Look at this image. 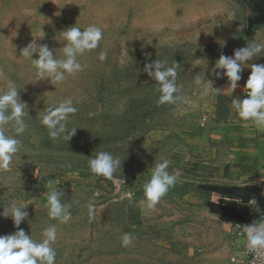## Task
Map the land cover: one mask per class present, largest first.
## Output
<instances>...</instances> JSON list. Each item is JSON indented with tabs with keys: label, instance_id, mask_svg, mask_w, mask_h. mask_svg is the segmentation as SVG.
I'll list each match as a JSON object with an SVG mask.
<instances>
[{
	"label": "rangeland",
	"instance_id": "374dc122",
	"mask_svg": "<svg viewBox=\"0 0 264 264\" xmlns=\"http://www.w3.org/2000/svg\"><path fill=\"white\" fill-rule=\"evenodd\" d=\"M8 5L0 9V89L6 90L9 80L15 82L29 114L26 131L17 137L22 142L19 151L8 170L0 169V212L12 202L27 204L28 217L19 227L36 241L44 238L45 228L55 225V264H188L171 245L208 246L214 229L208 213L168 194L151 208L144 229L131 227L129 215L137 204L139 184L156 163L168 159V171L179 170L173 156L179 148L177 129L188 114L207 106L216 90L204 94L195 77L205 82L208 78L216 88L227 80L211 71L221 54L231 56L247 43H264V27L248 28L250 3L20 0ZM92 24L103 29V38L96 49L78 56L82 71L66 74L61 83L50 78L32 82L36 69L21 55L23 47L35 39L62 58V30ZM43 32L44 38H38ZM102 51L107 52L105 61L99 59ZM256 58L264 61V56ZM155 59L179 64L182 99L175 104L158 103L159 86L143 71L145 63ZM257 60L244 65L242 78ZM66 98L77 108L67 127L77 130L69 140L53 139L41 114ZM7 134L15 135L11 123ZM99 151L123 160L122 172L116 175L125 178V198L111 181L90 171L88 160ZM52 189L63 192L62 203L71 205L67 223L49 217L47 194ZM16 230L10 217H0V235ZM125 233L133 236L127 247L122 246ZM192 259V264H227L211 262L208 256Z\"/></svg>",
	"mask_w": 264,
	"mask_h": 264
},
{
	"label": "clouds",
	"instance_id": "9594fccd",
	"mask_svg": "<svg viewBox=\"0 0 264 264\" xmlns=\"http://www.w3.org/2000/svg\"><path fill=\"white\" fill-rule=\"evenodd\" d=\"M44 36L43 32L37 37L43 39ZM62 37L65 41L62 58H57L48 45L38 44L35 39L21 49V55L31 60L36 69L37 79L32 82L50 78V80L54 79L55 83H61L66 79V74L75 75L82 71L84 65L77 58L99 46L103 38V29L94 24L84 29L73 25L62 30ZM34 53L37 54V58H33ZM261 53H264V43H247L244 47L234 49L231 56L221 54L211 71L217 79L227 78V87L231 95L239 86L244 65L254 57L264 56ZM99 59L105 61L107 52H100ZM178 67L179 64L175 61L169 66L167 60L159 59L145 63L143 71L159 86L161 95L158 103L175 104L182 99V86L177 84ZM250 68L251 72L244 84V88L248 90L246 96L234 98L231 103L241 120L251 121L258 130L264 131V63H251ZM204 76L206 77L205 72ZM194 82L203 85L204 94H207L209 89H216L217 92L221 90L214 88L213 82L208 78L205 82L202 77L196 76ZM18 90L16 83L11 80L7 82L6 90L0 89V169L3 170L10 168L22 143L17 137L28 127L25 122V116L29 114L25 111L28 105L21 100ZM122 108L123 106L121 110ZM76 112L77 108L73 105V100L66 98L58 104L47 107L41 114V123L46 126L53 139L63 136L64 139L69 140L75 135L77 128L69 129L67 125L70 115ZM10 123L14 126L15 135L7 134V126ZM122 161L119 156L108 151H99L88 160L90 171L111 181L121 199L127 195L122 192L123 186L126 185L124 176L116 175L117 170L122 172ZM169 164L168 159L156 163L151 170L150 178L143 185L148 208H154L181 176L179 170L170 173ZM63 195V192L56 189L49 191L47 207L50 218L67 223L71 218V205L62 203ZM95 195L99 196V193ZM26 206L27 204L12 202L0 212V217H10L17 229L13 233L0 235V264H55L56 251L53 245L57 240L56 226L45 228L42 240H33L31 235L26 234L24 229L19 227L28 217ZM89 211L90 213L93 211L92 205H89ZM244 232L249 252L264 249V221L246 225ZM132 240L131 233L123 234L122 246L127 247Z\"/></svg>",
	"mask_w": 264,
	"mask_h": 264
},
{
	"label": "crops",
	"instance_id": "0c3cea01",
	"mask_svg": "<svg viewBox=\"0 0 264 264\" xmlns=\"http://www.w3.org/2000/svg\"><path fill=\"white\" fill-rule=\"evenodd\" d=\"M11 1L20 0H0V9L9 7ZM260 27H264V24L248 28L253 30ZM259 60L258 63H264ZM246 80L242 78L231 95L228 81L219 82L216 88L221 90L212 93L207 106L188 114L177 129L179 148L173 156L181 176L166 195L180 196L188 205L208 213L214 223L208 246L171 245L177 256L186 259L185 263L188 264H192V258L199 256H208L215 263L246 264L243 240L234 233L235 222L222 220L207 204L209 200H215L227 205H241L242 201L204 190L200 184H256L262 188V192L252 197L249 207L252 216L264 211V131L258 130L251 121L241 120L231 103L234 98L246 96ZM149 178L150 175L139 184L137 204L129 215L130 226L134 229H144L145 220L151 212L143 191V185ZM203 203L207 204V208Z\"/></svg>",
	"mask_w": 264,
	"mask_h": 264
},
{
	"label": "water",
	"instance_id": "95a60500",
	"mask_svg": "<svg viewBox=\"0 0 264 264\" xmlns=\"http://www.w3.org/2000/svg\"><path fill=\"white\" fill-rule=\"evenodd\" d=\"M250 3L251 11L254 13L248 18V27L253 28L264 24V0H246ZM200 188L223 196L235 197L242 201L241 205H227L215 200L208 201V207L213 213L219 214L222 220L250 224L252 213L249 202L252 197L262 192L256 184L245 185H221L213 183L200 184Z\"/></svg>",
	"mask_w": 264,
	"mask_h": 264
},
{
	"label": "built area",
	"instance_id": "2783aa9c",
	"mask_svg": "<svg viewBox=\"0 0 264 264\" xmlns=\"http://www.w3.org/2000/svg\"><path fill=\"white\" fill-rule=\"evenodd\" d=\"M260 221H264V211L260 212L256 216H253L250 224H252L253 222H260ZM250 224H247V225H250ZM245 227H246V224L234 223V233L236 234V236H238L239 238H242L243 240L245 263L246 264H264V249L252 251V252H249L247 250V240H246V235L244 232Z\"/></svg>",
	"mask_w": 264,
	"mask_h": 264
},
{
	"label": "flooded vegetation",
	"instance_id": "af4514ba",
	"mask_svg": "<svg viewBox=\"0 0 264 264\" xmlns=\"http://www.w3.org/2000/svg\"><path fill=\"white\" fill-rule=\"evenodd\" d=\"M254 13H252V15H253Z\"/></svg>",
	"mask_w": 264,
	"mask_h": 264
}]
</instances>
